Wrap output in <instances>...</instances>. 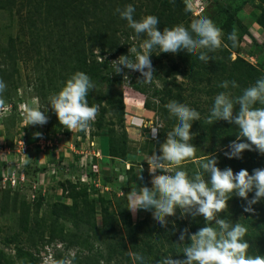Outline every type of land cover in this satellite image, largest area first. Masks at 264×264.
Returning <instances> with one entry per match:
<instances>
[{"label": "rangeland", "instance_id": "1", "mask_svg": "<svg viewBox=\"0 0 264 264\" xmlns=\"http://www.w3.org/2000/svg\"><path fill=\"white\" fill-rule=\"evenodd\" d=\"M182 1L196 12L190 9L191 16L216 24L229 48H239L241 56L248 53L239 24L257 19L264 0ZM33 12L31 0H0V81L6 85L0 93V264H105L94 253L102 248L106 253L110 246L124 251L116 255L122 264H132L130 237L135 227L143 220L151 228L160 226L152 213L133 214L128 208L132 193L152 187L145 162L156 153L151 129L161 130L165 121L146 108V96L130 86V77L138 72L124 69L122 85L90 90L88 104H96L98 111L83 130L60 125L48 106L49 97L68 79L59 68L46 65L43 56L51 49L44 45L54 41H45L39 26L30 28ZM233 33L241 41L238 47L228 40ZM262 63L257 67L264 73ZM119 92L125 107L123 128L115 114ZM37 109L47 114L48 122L28 125L27 112ZM133 118L140 124H132ZM206 142V147L212 145ZM110 143L127 145L129 157L111 155ZM200 164L194 160L170 167L173 174L183 170L193 176L202 171ZM175 216L185 219L179 209ZM167 219L175 221L174 216ZM157 234L152 240L165 244Z\"/></svg>", "mask_w": 264, "mask_h": 264}, {"label": "trees", "instance_id": "2", "mask_svg": "<svg viewBox=\"0 0 264 264\" xmlns=\"http://www.w3.org/2000/svg\"><path fill=\"white\" fill-rule=\"evenodd\" d=\"M128 4L134 6V18L137 20L147 15L158 17L161 31L177 25L190 29L192 23L201 19L197 15L191 16L190 8L188 10L186 2L182 0H31L34 12L28 21L30 28L34 31L38 30L39 26L44 34L43 39L54 41L45 42L44 47L51 49L43 56L46 65L50 63L56 69L59 68L67 79L76 72H83L90 77L94 86L122 85L125 76L123 73H113V61L126 55L130 59L134 58L135 54L130 53L131 49L140 50V45L146 39L143 34L137 35L130 29L127 21L121 19L116 12L117 8L123 9ZM255 21L264 29V7ZM239 25L243 29L242 36H244L247 28L242 21ZM240 43L241 41L236 40L237 47ZM157 53L158 49H154L150 57L155 70L152 81H141L143 77L139 72L129 79L130 86L146 96L145 107L152 108L165 121L157 138L154 139L156 153L159 151L160 143L168 139V132L174 131L178 124V120L164 107L167 103L176 101L196 109L201 115L200 121L193 122L191 128L194 137L190 143L195 147L194 155L183 162L188 161L193 164L196 160L201 163L214 157L218 160L217 166L220 169L230 167L234 173L245 169L251 174L256 168H264V154L254 150H245L240 159H228L224 152L228 150L227 146L236 140L239 134L238 128L226 121L212 124L207 122L217 94L228 92L234 99L242 95L244 89L253 86L259 78L264 77V73L242 57L239 48L231 49L224 42L219 49L210 53L212 59L208 63L186 53L156 55ZM234 54L236 57L233 56ZM50 58L55 61L50 62ZM125 72L128 73L129 70ZM155 81L158 83L156 84ZM223 81H235L239 87L234 89L231 85L228 89L218 87ZM117 94L119 100L115 99L118 103L115 114L123 128L125 107L122 103V92ZM91 96L89 92L88 97ZM90 106L96 107V104ZM256 106L260 107L259 104ZM206 140L212 145L206 147ZM109 152L115 157L123 159L129 157L127 145L119 147L110 143ZM204 177L207 178V175L204 174ZM252 195L249 194V199ZM227 203V208L218 214V218L225 219L229 223H240L246 227L248 253L252 256L264 255V200L252 205L254 209L252 212H245L246 201L235 195ZM174 220H168L166 228L161 226L151 228L148 221L143 220L135 227L134 232L132 230L131 252L146 257L148 264H161V261L167 257L184 259L183 250L191 241L187 237L184 241H180V234L185 229L188 233L195 234L205 226V221L202 216L194 218L191 215H185L183 220L174 216ZM208 226L218 227L214 222L209 223ZM155 233L161 234L160 236L166 239V243L158 245L157 241H153ZM104 249L94 254L104 260L105 264L123 263L116 255L118 253L123 255L124 251L118 252L114 246L108 247L106 253ZM127 259L131 260L130 255ZM132 264L138 262L134 260Z\"/></svg>", "mask_w": 264, "mask_h": 264}, {"label": "clouds", "instance_id": "3", "mask_svg": "<svg viewBox=\"0 0 264 264\" xmlns=\"http://www.w3.org/2000/svg\"><path fill=\"white\" fill-rule=\"evenodd\" d=\"M116 12L121 19L127 21L130 29L137 35L143 34L146 39L140 45L142 51L131 50L136 53L134 58L130 59L126 55L113 61L114 74H121L124 69H128L139 72L143 77L141 81L150 82L155 74L150 59L154 49H158L156 55L186 53L208 63L212 59L210 53L222 46L221 29L207 17L192 23L190 29L177 25L161 31L159 19L154 15L135 19V8L131 4L123 9L117 8ZM236 39L234 33L228 36L233 45ZM229 85L233 89L239 87L235 81H223L218 87L228 89ZM5 87V83L0 81V93ZM93 88L94 84L87 74L76 72L58 93L49 97L48 106L60 125L69 130H83L95 118L98 109L89 106L87 101ZM164 107L178 120V124L174 131L168 132V139L160 143L159 151L146 159L148 171L152 175V187L143 186L132 193L128 209L133 214L138 211L152 213L164 228L169 223L167 218L175 216L179 209L182 216H202L205 226L195 234L188 233L186 229L180 234V241H184L186 237L191 241L183 250L184 259L167 257L161 264H264V255L252 256L248 253L246 227L218 218L233 195L246 201L245 212L254 211L252 205L264 200V168H256L251 174L245 169L234 173L230 167L220 169L217 166L218 160L210 157L201 162L202 172L189 176L183 170H176L173 174L170 166H180L194 155L195 147L190 143L194 137L191 128L193 122L200 121L201 115L196 109L176 101L169 102ZM26 118L28 125L42 126L48 122L47 114L38 109L29 110ZM217 121H226L239 130L236 140L224 152L228 159H240L245 150L264 154V77L234 99L228 92L217 94L207 122L212 124ZM151 133L156 139L159 130L153 128ZM158 170L170 175H159ZM143 171L141 166L139 174ZM250 193L253 194L251 199ZM211 222L218 227L208 226ZM132 255L138 264H148L146 257L138 253Z\"/></svg>", "mask_w": 264, "mask_h": 264}, {"label": "crops", "instance_id": "4", "mask_svg": "<svg viewBox=\"0 0 264 264\" xmlns=\"http://www.w3.org/2000/svg\"><path fill=\"white\" fill-rule=\"evenodd\" d=\"M244 24L247 31L244 33L243 37L248 42V45H246L248 53L246 55L242 54V56L257 66L262 63L261 58L264 59V57H262L264 54V29L257 23V21H255V19H249ZM131 123L138 125V123L140 124V119L133 118ZM135 131L136 132L134 133L136 134L137 130Z\"/></svg>", "mask_w": 264, "mask_h": 264}, {"label": "built area", "instance_id": "5", "mask_svg": "<svg viewBox=\"0 0 264 264\" xmlns=\"http://www.w3.org/2000/svg\"><path fill=\"white\" fill-rule=\"evenodd\" d=\"M189 8L192 10V12H194V13H196L195 11H193V9H192V7L189 5ZM6 108H8V109H11L12 107L11 106H8V107H6ZM1 109V108H0ZM3 109H4V107H3ZM21 110V109H20ZM1 111V110H0ZM25 112V111H24Z\"/></svg>", "mask_w": 264, "mask_h": 264}]
</instances>
